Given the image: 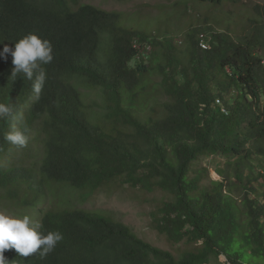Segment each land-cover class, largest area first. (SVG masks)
Masks as SVG:
<instances>
[{"label": "trees", "instance_id": "1", "mask_svg": "<svg viewBox=\"0 0 264 264\" xmlns=\"http://www.w3.org/2000/svg\"><path fill=\"white\" fill-rule=\"evenodd\" d=\"M174 6L197 23L155 32L92 3L0 0V52L37 33L54 56L39 96L0 56V103L14 107L0 119V203L63 236L46 256L6 250L7 264H264V3ZM16 130L26 147L4 139ZM213 155L234 173L204 184L197 165ZM118 183L161 192L152 222L187 246L82 207Z\"/></svg>", "mask_w": 264, "mask_h": 264}, {"label": "rangeland", "instance_id": "2", "mask_svg": "<svg viewBox=\"0 0 264 264\" xmlns=\"http://www.w3.org/2000/svg\"><path fill=\"white\" fill-rule=\"evenodd\" d=\"M177 0H71L73 4L92 3L106 10H118L125 15L124 23L129 26L141 27L142 29L163 30L167 25L172 29H187L188 24L197 23L187 16H178L175 12L174 4ZM245 3L259 2L264 3V0H243ZM230 8L226 6L224 11ZM234 10V8L232 9ZM223 11V12H224ZM189 12H193L191 8ZM214 16L216 11L211 8ZM233 12V11H232ZM237 12L236 10L234 11ZM233 12V13H234ZM192 16V13H190ZM195 14V13H194ZM227 15V14H226ZM129 20V21H128ZM167 20L168 23H167ZM123 20H121L122 22ZM183 41L180 40L179 44ZM198 167H205L209 170V176L201 180L204 184H209L211 180H222L218 171L224 169L229 171L233 176L234 168L229 166L228 158L223 155H213L203 158L198 162ZM193 175V174H192ZM235 180V178L233 179ZM239 197H243V192L240 189L235 193ZM162 193L159 191L149 192L142 188H134L129 185H118L110 191H102L87 203L82 204L91 210L101 211L129 225L140 237L151 242L152 244L171 251H179L187 246L185 241L172 243L165 234L161 233L155 224L152 222V214L161 203ZM0 213H4L13 217L29 216L32 220L35 219V212L27 211L16 206L11 202L0 203ZM224 256L220 257V261L225 262ZM215 264V263H212Z\"/></svg>", "mask_w": 264, "mask_h": 264}, {"label": "clouds", "instance_id": "3", "mask_svg": "<svg viewBox=\"0 0 264 264\" xmlns=\"http://www.w3.org/2000/svg\"><path fill=\"white\" fill-rule=\"evenodd\" d=\"M8 54L13 58L12 77L15 78L18 74L26 76L28 80L33 81V91L39 96L46 79L42 65L51 63L54 58L51 41L37 33H29L15 42L14 49L5 44L0 56L6 58ZM13 115L12 105L0 103V119ZM4 139L20 148L26 147L28 143L25 131L21 130L6 133ZM40 229V223L27 215L13 217L0 213V264H7L8 259L4 255L6 250H15L23 257L37 252L44 256L51 253L63 239L62 233L55 231L44 234Z\"/></svg>", "mask_w": 264, "mask_h": 264}]
</instances>
